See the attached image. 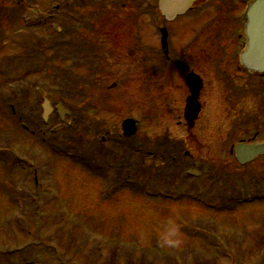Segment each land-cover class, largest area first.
<instances>
[{"label": "rangeland", "instance_id": "rangeland-1", "mask_svg": "<svg viewBox=\"0 0 264 264\" xmlns=\"http://www.w3.org/2000/svg\"><path fill=\"white\" fill-rule=\"evenodd\" d=\"M157 1H134L126 6L117 2L110 9L117 20L87 21L83 23L87 30L79 24V33L87 40L85 51L90 54L79 70H73L71 62L62 65L69 71L66 81L77 89V96L46 74L29 76L36 68L23 63L21 56L26 41L23 34L30 32L25 27L37 23L40 16L45 18L52 7L66 8L62 4L67 1L0 0V264H111L115 249L120 252V264L129 258L133 264L147 258L155 262L156 251H163L165 258L160 259L165 263L172 259L176 264H264V159L244 168L230 154L232 146L253 137L256 130L251 132L250 125L255 120L236 122L225 114L227 107L214 98L216 89H221L220 80L204 60L200 66L208 76H203V108L195 129L188 130L183 117L190 95L185 77L194 67L160 69L159 27H155L162 20L156 22L160 18ZM2 9L7 15L14 11L11 24ZM84 9L79 13L89 11ZM180 20L175 25L178 31L186 23ZM52 25L58 26L54 21ZM40 35L49 36L45 31ZM54 40L53 57L63 56V39L55 34ZM19 68L22 73L17 74ZM112 85H116L114 90ZM46 98L53 105L63 102L68 108L94 114L79 125L71 117L63 124L54 119L45 127L38 126ZM262 98L264 106V89ZM15 107L23 110L19 109L21 123L12 117ZM35 107L38 123L29 115ZM89 118L108 129L107 136L104 131L101 134L104 138L121 136L123 121L132 118L139 122L138 142L144 141V146L148 141L151 147L159 139L181 141V166L173 169L177 180L166 188L155 177L144 188L143 180L136 178L139 174L133 172L129 177L136 180L131 188L126 175L116 179L111 164L105 175L111 178L108 184L104 176L96 178L89 171L90 164L76 165L67 156L48 150V142L57 148H61L57 144H70L75 132L84 131L85 142L94 140L96 132L88 126ZM23 123L28 132L21 128ZM262 129L257 130L264 139ZM32 131L47 139V149ZM163 149L161 156L150 155L157 160L149 159V151L144 153L146 166H155V176L160 178L168 175L157 174L160 165L169 164L174 154L169 145ZM190 164L195 170L202 168L204 175L188 178L186 172L193 170ZM119 182L115 192L113 187ZM148 190L151 196L145 195ZM242 200L247 203L241 205Z\"/></svg>", "mask_w": 264, "mask_h": 264}, {"label": "flooded vegetation", "instance_id": "flooded-vegetation-1", "mask_svg": "<svg viewBox=\"0 0 264 264\" xmlns=\"http://www.w3.org/2000/svg\"><path fill=\"white\" fill-rule=\"evenodd\" d=\"M66 1L65 20L67 21L83 25L87 21L117 20H113V17L117 15L110 13V9L112 10V6L117 3V0ZM121 1L125 2L123 6H126V3L130 4L134 1L142 4L145 0ZM243 2L240 0H201L192 12L184 17L186 23L182 26L181 31L175 27L181 20L169 24L163 19L159 30L167 29L168 42L164 49L161 44L159 46L158 65L163 72L171 66L177 69L193 65L194 68L188 75L199 76L203 82L204 90L205 78L203 76H208V74L204 72L200 64L205 60L211 66L212 72L216 70L220 80L218 83L221 89L215 91V102H223L227 107L225 114L226 112L231 114L236 122L242 120L247 122L248 118L254 119V125L258 127L255 129L261 131L262 128L264 130L262 102L264 75L248 71L241 61V55L246 47L247 24V16L244 12L245 2ZM134 4L136 3L134 2ZM206 4H209L210 7H206ZM84 8L89 11L79 13ZM103 11L106 13H102ZM97 48L100 47L97 46ZM247 104H250L249 110L245 109ZM230 121L227 120L228 123ZM260 131L258 130L252 139L243 140L242 143L248 141L251 142L250 144H262L264 139L260 138ZM230 154H232L231 150Z\"/></svg>", "mask_w": 264, "mask_h": 264}, {"label": "trees", "instance_id": "trees-1", "mask_svg": "<svg viewBox=\"0 0 264 264\" xmlns=\"http://www.w3.org/2000/svg\"><path fill=\"white\" fill-rule=\"evenodd\" d=\"M3 16L7 20L9 19V17L6 14L5 10H3ZM51 64H52V68L54 66H56L54 64V62H51ZM47 67H48V69L51 70L50 64H49V66L47 64ZM45 69H46V67H45ZM38 72H40V70H38ZM53 73H54V78H55L56 82H59V84H61V85H65V87H67L69 90L73 89L72 85L71 86L67 85L68 82L66 80H67V78L69 79V73H67L62 68H53ZM69 93H72V94L76 93L77 96H78L76 88L73 89V90H70ZM75 95H73V97ZM83 97H84V95H83ZM24 103L28 104L26 101H24ZM63 104H64V106H66L65 105L66 103H63ZM19 107H21L22 109L24 108L22 103H20ZM19 107L17 108V111H16V113L18 114V115H16V116H18V119L22 118V116H23V114L19 112V109H21ZM69 109H71V108L69 107ZM77 109H71V111L73 113L72 116H73L74 120L76 121V124H78V125L82 124L81 122H83V121L85 122L87 115L89 116V115H93L94 114L93 112H91L92 113L91 114L90 111H85L83 109L77 110ZM31 112H33V111H31ZM31 112L29 111V115L31 116V120L37 119L36 123H38V121H39V115H38L39 112H38V110H37V113L33 112L32 115L30 114ZM30 116H25L24 118L28 117L30 119ZM14 118L16 119L15 116H14ZM29 123H30V125L32 124L31 122H29ZM98 123L99 122H97L96 119L93 120V119L89 118L88 126H90V128H93L95 130V132H96V134L94 135L95 139L92 142H89L88 147L81 154H80V151H82V150H81L80 146L84 142L83 141V135H82L84 133V131H82L83 133L80 132V133H77V134H76V132L74 133L72 131L76 135L74 138H72V142H71L72 144H74V149H73L74 150V154L72 152L69 154V152L66 150V154H69L71 159H79L81 161V163H83V165H85V166H87V164H90L91 166H94V167H98L99 166V168H101V167H104L106 165L104 162H105L106 158L109 156V159L111 161H113L115 169L117 170V173H118V177L116 179L118 180L120 177L122 178V177H124V175H126L127 176V181H129L128 183L129 184L131 183V188L134 187L133 183L136 180V178H141L143 180L144 188L146 186L147 187L150 186V184L153 183L152 179L155 178V177H157L159 180H163V182L166 184V188H169V186L171 185V182H175L177 180L175 178V176L177 175V172H173V169L176 168V165L178 167L181 166V164L179 163V160H180L179 156L182 158L181 155L176 154L174 152V154L172 156L173 158H171L169 160L170 163L168 162L170 165L167 164L168 166L166 165L165 162H162V165H161V167H159V170L157 171V174L158 175L159 174H168L165 178H160L157 175L155 176L156 172H154V171H156L157 168L155 166H152V167L151 166H145L144 162H143L144 161L143 155H144L145 151H149V156L150 155L151 156H153V155L161 156L163 151H164L163 148L164 147L166 148L168 143H163V144L162 143H157V144L153 145L152 147H150L149 142L146 141V143H145L146 146H147L146 147V146L143 145V143H141L143 141L138 142L139 140L136 137L132 138L130 140H126L123 137L119 136L118 134H115V137H111V138H110V136H108L106 138L108 140V142L104 143L103 140L101 139V136H102L101 134L103 133L104 125H100ZM104 135L106 136V135H108V133H105ZM108 143H110V144H108ZM52 144H53V142L51 143L52 150H57V149H53L54 145H52ZM169 147L172 149V151L174 150L171 147V145H169ZM111 150H113V151L111 152ZM165 152H166V150H165ZM169 155H172V152ZM175 162H177L178 164H176ZM93 169L94 168L92 167V171H93ZM160 169H162V170H160ZM133 172L137 173L139 175L136 178H134V179H130L131 177H129V176H131V173H133ZM93 173L95 175H100L99 173L95 172V169H94ZM180 174H181V176H183V170H180ZM169 182H170V184H169ZM144 188L142 190L138 189L137 190L138 193H139V191L145 190ZM150 192L151 191L148 190V191H145L144 193H145V195L151 196ZM166 196L169 197L168 195H166ZM157 248H159L158 245H156V249ZM162 252L161 251H159V252L156 251V255H157L158 258L156 259L155 262H151L149 260V258H147V259H144V260H140V262H138V261L135 262L134 261V264H160V263L161 264H176L175 262H172L173 261L172 259L169 260V262H167V263L163 262V260L161 262L160 258H161V256L164 255V254H162ZM112 253H113L111 255L112 260H113V258H115V261L111 262V264H120L121 259H117V257L120 258V255H119L120 252L117 249H115V250L112 251ZM163 257L165 258V256H163ZM125 264H133V261L130 260V258H129L125 262Z\"/></svg>", "mask_w": 264, "mask_h": 264}, {"label": "water", "instance_id": "water-1", "mask_svg": "<svg viewBox=\"0 0 264 264\" xmlns=\"http://www.w3.org/2000/svg\"><path fill=\"white\" fill-rule=\"evenodd\" d=\"M196 2L197 0H159V9L163 17L170 22L184 16ZM247 18V49L242 55V62L248 70L264 73V0H257L251 5ZM163 34L164 47H166V32L163 31ZM187 83L191 90V97L187 100L185 119L192 129L201 111L198 103L201 81L196 76H191ZM43 111L46 121L53 112L48 100L45 101ZM58 112L63 118L65 113L61 107H58ZM123 131L128 138L134 136L137 132L135 121H125ZM261 155H264V144L250 147L239 146L236 149V156L241 164H246ZM193 174L199 175L195 172Z\"/></svg>", "mask_w": 264, "mask_h": 264}]
</instances>
